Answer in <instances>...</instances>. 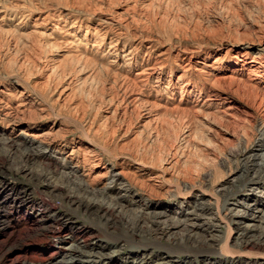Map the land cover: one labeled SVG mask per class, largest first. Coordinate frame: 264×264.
Returning a JSON list of instances; mask_svg holds the SVG:
<instances>
[{
    "label": "bare ground",
    "instance_id": "6f19581e",
    "mask_svg": "<svg viewBox=\"0 0 264 264\" xmlns=\"http://www.w3.org/2000/svg\"><path fill=\"white\" fill-rule=\"evenodd\" d=\"M110 17L97 19L92 32L89 31L91 27L84 25V50L77 48V43L65 39L70 34L68 29H79L81 22L70 23V26L66 22H57L51 27L47 25L49 17L40 14L33 19V30L20 33L19 28L25 27L30 18L23 15L11 30L0 27V40L8 43L12 39L16 50L23 49L29 37L37 38V45L44 44L58 52L63 51L62 45L70 42L74 47V50L71 47L74 53L69 56L71 68L86 74L78 81L79 89L84 91L102 78L112 90L107 100L121 105L119 111L122 117L141 108L145 110L144 121L126 122L122 119L115 122L111 120L113 117L107 116L101 125V122L91 118L82 128L84 138L77 133L74 138L65 141L59 134V128L45 129L38 124L45 117L46 109L34 107L26 89L17 91L14 85L0 82V119L7 122L3 129L5 136L0 138V150H5L9 157L16 155L19 172L35 183H43L48 197H56L64 206L74 207L91 223L94 222L96 228L72 226L71 218L52 210L49 205L39 207L37 203L29 204L24 192L0 199V207H3L4 201L10 207L8 214L24 209L23 216L30 224L25 230L32 234L34 241L52 238L59 239L58 243L71 242L69 246H59L61 259L49 264H264V40L251 41L239 49L220 45L214 51V66L204 61L200 67H194L196 61L191 63L192 55L182 54L179 63H176L181 73L172 82L171 76L162 73L163 67L170 65L168 57H164L163 52L152 55V41L143 51L144 59L138 61L139 65H143L144 61L149 63L146 62L139 71L131 70V63L135 65L141 52L142 41L131 43L129 37L123 36L121 29L124 27L120 18ZM118 50L124 53L121 57L128 65L124 73L117 70L120 63L116 55ZM88 51L94 53L92 58L87 56ZM112 54H115L114 59L106 60ZM211 54L204 53L203 59L208 60ZM227 56L229 59L226 62L231 68L228 75H223L225 73H220L221 59ZM193 67L194 75L190 73ZM208 67L213 68L211 73ZM63 71L49 72L45 85L36 84L34 92L45 99L48 84L54 79L59 83L60 77L65 75ZM208 72L207 77L213 73L219 76L214 75L213 80L206 78ZM153 78L166 83L162 87L166 93L174 87L180 97L186 95L196 102L203 97L198 103L200 108H215L227 102L230 96H235L244 100L250 110L243 109L242 114L246 112L249 116L253 111L260 115L256 138L245 129L238 138L241 147L236 152L234 165L227 171L231 178L219 188H211L214 183L211 178L220 172V165L215 163V159L209 168L206 160L197 161L195 169L190 167L191 159L186 149L193 132L188 127L175 135V143L167 158H163L162 144H158L157 150L153 149L155 142L162 140L159 133L161 123L155 112L158 107L139 92L152 89ZM225 84L233 89L226 92L222 87ZM157 86L153 89L156 94L160 91V84ZM233 108L234 105L229 104L223 109V115L236 118ZM73 112L74 115L79 114L75 105ZM80 116L83 119L84 113ZM138 126L141 127L138 134L144 136L141 141L143 152L139 148L118 150L116 142L113 141L112 146L111 140L104 135L107 131L119 130L121 138ZM18 127L21 129L15 133L13 129ZM50 153L63 156L64 161L71 165L66 167L67 170L57 165L51 167L45 157V154L54 156ZM228 154V157L233 155L232 152ZM30 163L36 169H32ZM178 164L181 167L178 168ZM111 192L115 195L111 196ZM166 199L177 201L171 206L165 204ZM130 204L135 207L131 209ZM128 205L131 213L117 212ZM4 216L3 210L0 219ZM221 223L225 225V233L221 231ZM84 232L87 237L79 242L77 238ZM101 232L112 240L114 248L107 249L108 243L99 238ZM31 264L41 262L35 260Z\"/></svg>",
    "mask_w": 264,
    "mask_h": 264
},
{
    "label": "rangeland",
    "instance_id": "374dc122",
    "mask_svg": "<svg viewBox=\"0 0 264 264\" xmlns=\"http://www.w3.org/2000/svg\"><path fill=\"white\" fill-rule=\"evenodd\" d=\"M40 14L49 17L47 25H52L51 27L56 25L57 22H66L65 24H69V26L70 23L81 22L82 26L79 28L80 30H71L70 28L68 29L70 34L65 37L68 41L77 43L79 45L77 48L81 50H84V25L91 27L89 31L92 32L97 19H106L110 16L114 17V19H123L124 21L119 19L124 27L121 29L123 36L129 37L130 42L133 44H137L140 39L142 41L141 52L138 53L136 59L137 62H141L144 59L143 51L146 46L150 45V41H152L154 46V54L152 55L163 52L165 54L164 57H168L167 60L170 65L163 67L162 73L167 77L171 76L172 82L181 73L180 67L176 63H179L180 57L183 56L182 54L184 56L192 55L191 63H195L196 61V66L194 67H200L204 61L207 65L211 64V66H214L216 65L213 63L214 53H216L214 51H217L220 45L223 48L234 46L236 49H239L251 41L257 42V39L264 40V0H0V27L3 29L11 30L23 15H29L30 18H28L26 26L19 28L20 33H27L35 28L32 26L33 19ZM10 40L8 43L0 40V82L4 85H14L17 91L26 89L25 91L30 101L34 103V107H44L46 109L45 117L38 124L42 125L45 129L49 127L53 129L59 128V134L63 136L65 141L71 140L77 133L84 138L85 136L81 133L82 128L86 122L91 121V118L98 123L103 121L107 116L113 117L111 120L115 122L122 119L126 122H136L144 119L145 110L143 108L122 117L119 111L121 105H118L116 101L110 103L107 100V95H110L112 90L102 78H98V82L90 87H86L84 91L78 88V81L80 82L86 74L85 72L84 74L75 72L71 68L72 62L69 56L74 53V47L70 42L62 45L63 51L58 52L53 47H48L44 44L37 45L39 43L37 38L29 37L27 39L28 43L26 42L27 46L25 45L23 49L18 50L15 49L13 40ZM119 48H121V44ZM68 51L69 53H67ZM206 52L212 53L208 60L203 59ZM92 54L94 53L89 52L87 56L92 58L94 56ZM122 54L124 53L120 50L116 54L120 62L117 65L119 73H124L128 69V65L124 64L125 62L123 61L125 59L121 57ZM177 54L179 58H176ZM113 55L115 54L108 56L106 60L114 59ZM226 59H229L228 56L221 59L223 60V64L220 66L222 69L220 73H225L223 75H228V71L231 68L227 64ZM137 62H135V65L131 63V70L134 72L142 69V66L145 67L147 61H142L143 65H139V62ZM194 67L190 69V73L193 75L195 73ZM212 69L207 68L210 73ZM52 70H64L65 75L60 77L59 83H56L57 81L54 79L50 82L51 84H48L49 88L46 90V97L42 99V97L34 92L36 91L35 85H45L46 75ZM209 72L206 74V78L213 80L219 76L217 73V76L213 73L212 76L207 77ZM75 84L76 86H74ZM159 84L160 91L156 94L154 90L157 89V85ZM165 84L162 80L156 81L153 78L151 80L152 89L139 90L143 96H148V99L152 103L157 104L158 107L155 112L161 123L159 133L163 141L159 140V142H155L153 149L157 150L158 144H162L163 158H167L175 143V135L188 127V129L192 130H190L191 133H194V136L192 133L193 138L191 137L192 139H190V143L186 149V153H188L191 159L192 165L190 164V167L195 169L197 161L200 163L206 160L209 162V168L216 160L215 163L220 165V172L211 178V181L214 182L211 188H219L218 186L226 182V179L231 178V176L227 175V171L228 167L234 165L236 152L241 147L238 138L241 137L244 129L253 133V137L256 136L257 127L260 123V115L252 110V115L248 116L245 114L246 112L242 114L243 109L248 110V112L250 110L244 104V100H238L235 96H230L231 98L227 102L219 104L215 108H200L199 104L203 97H200L198 102L186 95L180 97V94L174 87L170 88L173 90L166 93L162 88L165 87L163 86ZM222 87L226 92L233 89L232 87L231 89L228 88L226 84L222 85ZM230 101H232L231 103L235 107L232 110L235 112L236 118L223 115L222 111L231 104ZM74 105L77 106L80 115L84 113L83 119H81L79 114L74 115ZM6 124V120L1 118L0 138L5 136L3 129H5ZM20 127L14 128L13 131L17 133L21 129ZM140 129L141 127L139 126L134 127L130 133L121 138L122 133L119 130H110L104 135L108 140H111L112 146L116 142L118 150L125 149L130 151L131 149L139 148L142 151L141 141L144 136L138 134ZM114 133L115 135L113 136ZM133 139L135 142H133ZM113 141L114 143H112ZM131 146L134 148H131ZM163 148L166 150H163ZM229 152L233 153L230 157H228ZM51 154L54 156L45 154L51 167L57 165L62 167L63 170H67L68 166L71 165L64 161L63 156L56 155V153ZM106 155L109 156L110 154L106 153ZM0 161H2L0 162V199L14 194L18 196L20 192H24L25 199L29 204L37 203L39 207L47 204L52 210H56L71 218L72 226H83L88 229H94L96 225L94 222L91 223L88 217L82 215L74 207L69 208L66 205L64 206L56 197H48L43 183H35L24 173L19 172L17 170L19 159L16 155L9 157L5 150L1 149ZM30 167L36 169L33 163H30ZM177 167L179 168L181 165L178 164ZM204 168H207V166ZM114 193L111 192L110 195L113 196L115 195ZM208 193L213 195L210 190H208ZM170 200L166 199L165 204L174 206L177 200ZM218 204L220 205L221 202ZM130 205L123 210L118 209L120 211L117 210V212L119 214L131 213V209L135 206L132 204L131 208ZM2 209L5 216L3 219H0L1 264H31L35 260L41 262V264L56 262L61 259L58 247L69 246L71 244L70 241L58 243L59 239L52 238L43 239L38 242L34 241L32 234L25 230L27 227H30L29 222L23 216L25 210H15L13 214H8L11 212L10 207L4 201L3 207H0V212L3 211ZM213 211L215 212V208ZM244 222L249 223V221ZM221 224L223 226L221 231L225 233V225L224 223ZM103 234L101 232L99 238L106 241L108 243L107 249L111 250L114 248L112 247V240L107 236L104 237ZM86 237L87 233L84 232L77 239L79 242H83Z\"/></svg>",
    "mask_w": 264,
    "mask_h": 264
}]
</instances>
